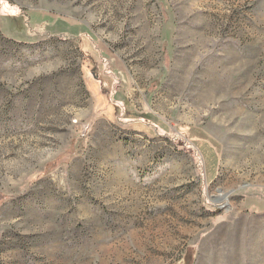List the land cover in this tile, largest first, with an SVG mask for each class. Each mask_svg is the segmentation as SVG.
<instances>
[{
	"label": "rangeland",
	"instance_id": "1",
	"mask_svg": "<svg viewBox=\"0 0 264 264\" xmlns=\"http://www.w3.org/2000/svg\"><path fill=\"white\" fill-rule=\"evenodd\" d=\"M0 264H264V0H0Z\"/></svg>",
	"mask_w": 264,
	"mask_h": 264
}]
</instances>
